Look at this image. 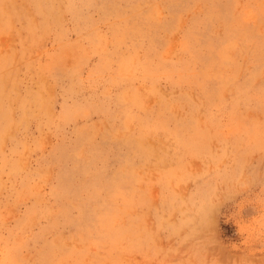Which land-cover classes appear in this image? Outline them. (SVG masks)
Listing matches in <instances>:
<instances>
[{
    "label": "rangeland",
    "instance_id": "374dc122",
    "mask_svg": "<svg viewBox=\"0 0 264 264\" xmlns=\"http://www.w3.org/2000/svg\"><path fill=\"white\" fill-rule=\"evenodd\" d=\"M0 264H264V0H0Z\"/></svg>",
    "mask_w": 264,
    "mask_h": 264
}]
</instances>
